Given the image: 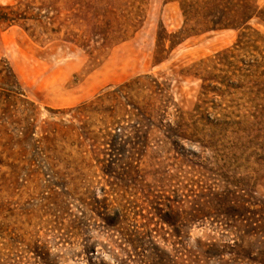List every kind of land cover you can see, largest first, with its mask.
Masks as SVG:
<instances>
[{"label": "rangeland", "instance_id": "374dc122", "mask_svg": "<svg viewBox=\"0 0 264 264\" xmlns=\"http://www.w3.org/2000/svg\"><path fill=\"white\" fill-rule=\"evenodd\" d=\"M8 5L24 18L0 21V264H142L143 255L149 264H257L247 256L255 246L233 254L227 205L264 201V172L198 160L187 141V156L170 144L156 147V129L152 148L136 145L133 181L148 199L149 189L185 200L168 208L164 198L118 201L113 177L96 166L112 152H100L101 135L133 122L112 99L114 88L132 84L128 101L137 105L153 101L152 89L136 87L137 80L152 83L176 124L174 112L191 115L200 103L195 63L230 45L238 31L160 41L182 26L177 0H0V9ZM249 25L264 32L254 20ZM204 99L215 119L210 106L220 98ZM195 120L184 119L202 128ZM185 129L178 133L194 139ZM117 210L134 226L135 249L122 250L120 228L106 227L104 218Z\"/></svg>", "mask_w": 264, "mask_h": 264}, {"label": "trees", "instance_id": "16d2710c", "mask_svg": "<svg viewBox=\"0 0 264 264\" xmlns=\"http://www.w3.org/2000/svg\"><path fill=\"white\" fill-rule=\"evenodd\" d=\"M177 1L183 16L182 26L175 32L159 36L160 41L168 40L170 45H174L190 35L220 29H235L238 34L230 45L195 63L194 75L201 80L200 103L191 115L183 116L174 112L173 118L179 119L175 120L176 124L168 121L169 112L168 106L163 103L164 94L153 90L152 83L137 80L140 85L136 87L148 85L150 91L152 89L150 97L153 100L143 103V98L140 103L136 102L137 105L128 101L132 99L130 93L134 90L130 83L122 84L110 92L112 99L120 104L125 114L133 117V122L127 119V125L101 135L100 143L105 146L100 152L103 155H106L105 150L111 149L112 152L108 158L97 160L101 165L96 166H99L102 174L113 177V191L118 201L125 199L126 195L130 196L127 201L133 202L159 201L160 198L169 202L185 201L181 196L175 200L170 196L162 197L152 193L149 189L147 193L151 199H148L143 192L145 186L136 185L133 181L137 172L133 166L136 145H142L145 151L152 148L150 143L156 129L162 134V138L153 144L156 147L170 144L171 150L183 155L186 151L183 142L187 141L190 145L195 144L194 149L187 153L198 160L204 157L207 163H214L218 167L235 165L245 172H264V32L249 25L254 20L264 28V5L259 6L255 0ZM21 18L24 16L14 6L0 9V21L4 23L10 24ZM232 92L236 95L228 103L226 97ZM210 93L220 98L219 103L210 106L212 112L218 115L215 119L206 111L208 106L204 97ZM233 100L237 102L232 103ZM192 116H195V122L202 128L196 130L190 127L193 124L184 121L186 118L192 119ZM172 125L178 129L173 130ZM182 126L186 128L184 132L190 130L194 139H186V135H183L185 133H178ZM205 127L209 130H205ZM130 143L134 145L132 150L128 148ZM146 187L150 188L149 185ZM105 200L106 197L100 201ZM171 204L167 207L170 208ZM227 207L232 216L227 226L234 234L229 244L235 251L233 254L236 257L245 256L241 253L244 248L255 246V256H247L257 264H264V201H229ZM104 220L106 227L120 228V238L124 244L122 250L128 251L129 247L135 249L134 238L129 232L133 231L134 226L132 229L126 227L128 221L121 210L108 215ZM140 261L149 264L144 255ZM195 262L203 260L197 259ZM153 264L162 263L155 261Z\"/></svg>", "mask_w": 264, "mask_h": 264}]
</instances>
